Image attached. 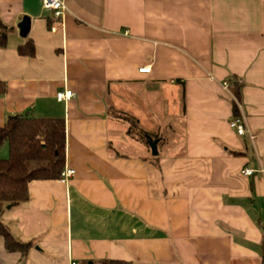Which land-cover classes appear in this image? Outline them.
Instances as JSON below:
<instances>
[{
  "label": "crops",
  "instance_id": "crops-1",
  "mask_svg": "<svg viewBox=\"0 0 264 264\" xmlns=\"http://www.w3.org/2000/svg\"><path fill=\"white\" fill-rule=\"evenodd\" d=\"M65 1L52 32L42 0H0L13 28L0 126L64 118L75 170L31 181L29 200L7 207L13 235L33 245L25 257L0 235V264H262L264 173L242 171L264 168V0ZM235 81L254 141L230 126L223 83ZM65 89L74 96L59 101ZM134 120L157 138L133 137Z\"/></svg>",
  "mask_w": 264,
  "mask_h": 264
},
{
  "label": "trees",
  "instance_id": "trees-1",
  "mask_svg": "<svg viewBox=\"0 0 264 264\" xmlns=\"http://www.w3.org/2000/svg\"><path fill=\"white\" fill-rule=\"evenodd\" d=\"M13 28L0 18V47L8 44ZM22 55L33 56L35 47L32 41L19 47ZM241 85L235 81L233 93L240 101ZM8 91L6 82L0 80V97ZM237 103L234 104V116L239 117ZM131 121L132 119L129 118ZM129 132L140 133L142 138L156 139L141 129L134 120ZM7 143L9 157L0 158V235L4 238L9 252H20L27 257L33 242H24L13 235L3 215L9 205L15 206L29 200V184L33 180L61 179L66 163V122L64 118L9 116L0 126V149ZM158 159V156H156ZM159 166L158 162H156ZM262 264H264V259Z\"/></svg>",
  "mask_w": 264,
  "mask_h": 264
},
{
  "label": "built area",
  "instance_id": "built-area-1",
  "mask_svg": "<svg viewBox=\"0 0 264 264\" xmlns=\"http://www.w3.org/2000/svg\"><path fill=\"white\" fill-rule=\"evenodd\" d=\"M43 7L52 11L51 15V26L50 30L52 32H58L64 30V16L69 11L67 3L65 0H42ZM150 67L141 68V72H149ZM224 89L231 95L233 100L237 103L238 108L241 109V102L237 99L231 90V84L229 82L223 83ZM74 96V93L70 89H65L57 93V99L59 101H68ZM230 126L237 132L238 135L248 136L252 141L255 140L256 136L249 128L246 117L241 114L239 117L232 118L230 121ZM264 173V168L256 170L253 168H245L242 173L247 176L255 174V172ZM75 174V170L66 167L62 173L61 181L66 182L71 176ZM72 264H76L73 262Z\"/></svg>",
  "mask_w": 264,
  "mask_h": 264
},
{
  "label": "water",
  "instance_id": "water-1",
  "mask_svg": "<svg viewBox=\"0 0 264 264\" xmlns=\"http://www.w3.org/2000/svg\"><path fill=\"white\" fill-rule=\"evenodd\" d=\"M29 23H30L29 18H24L23 21L21 22V24L19 25V28H20V30H21V32H22V34L24 36L26 35L27 30L29 28ZM157 145H158L157 140H154L153 142L150 143V146L152 148V152H153L154 155H157L158 154V147H157ZM8 207H10V206H8Z\"/></svg>",
  "mask_w": 264,
  "mask_h": 264
},
{
  "label": "rangeland",
  "instance_id": "rangeland-1",
  "mask_svg": "<svg viewBox=\"0 0 264 264\" xmlns=\"http://www.w3.org/2000/svg\"><path fill=\"white\" fill-rule=\"evenodd\" d=\"M178 121V120H177ZM131 128V127H130ZM133 134H131L133 137L135 136H139V133H136V132H132ZM135 133V135H134ZM9 157V147H8V144L5 143L1 149H0V158L1 159H5V158H8Z\"/></svg>",
  "mask_w": 264,
  "mask_h": 264
}]
</instances>
